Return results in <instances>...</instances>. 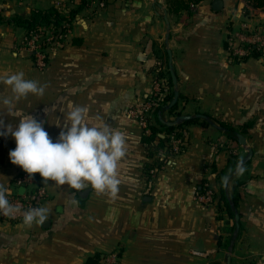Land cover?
<instances>
[{
	"label": "crops",
	"instance_id": "1",
	"mask_svg": "<svg viewBox=\"0 0 264 264\" xmlns=\"http://www.w3.org/2000/svg\"><path fill=\"white\" fill-rule=\"evenodd\" d=\"M214 1L203 0L190 13L170 17L178 111L207 114L246 136L253 157L243 175L236 176L233 170L229 188L232 192L233 183L242 182L237 209L243 262L264 264V59L256 55L236 59L228 51L229 39L242 21L264 24V8L245 0H222L217 9ZM242 1L245 6L240 11ZM163 3L0 0L6 19L29 17L34 10L54 5L66 13L78 10L64 45L52 50L44 69L33 64L22 45L25 29L14 22L0 23V78L22 71L26 79L47 84L42 97L29 94L15 102L13 113L0 103V122H4L0 131L31 115L44 122L55 142L64 125L62 109L72 101L87 106L94 123L106 122L126 137L117 198L97 194L90 187L77 191L49 181L44 203L49 214L43 225L27 227L0 219V264H86L100 254L99 264L115 250L121 253V264L225 263L227 251L220 239L224 244L232 237L231 217L219 198L203 204L195 196L206 180L219 194L215 168L221 169L229 159L240 161L247 149L226 129L192 122L184 126V150L162 165L155 163V171L148 175L146 169L154 158L143 142V128L128 114L132 104L153 92L156 79L168 81ZM11 95L10 87L0 83V100ZM164 117L175 118L168 112ZM15 148L11 136H0V183L4 185L24 171L10 161L9 152ZM73 197L78 204L71 203ZM240 246L235 245L234 257Z\"/></svg>",
	"mask_w": 264,
	"mask_h": 264
},
{
	"label": "clouds",
	"instance_id": "2",
	"mask_svg": "<svg viewBox=\"0 0 264 264\" xmlns=\"http://www.w3.org/2000/svg\"><path fill=\"white\" fill-rule=\"evenodd\" d=\"M0 83L11 89L12 95L0 100L9 113L14 112V103L21 98L29 94L42 97L47 88V84L38 80L26 79L22 71L0 78ZM62 112L64 125L55 142L45 130L44 122L34 116L25 115L18 123H8L7 131H0V136H11L16 142V148L9 152L11 163L20 166L29 177L39 173L44 185L53 181L57 187L67 185L77 191L90 187L97 194L117 198L120 164L126 155L125 134L106 122L94 123L87 106L68 101ZM56 125L61 126V122ZM0 127H4V122H0ZM160 158H164L162 154ZM244 172L240 161L234 174L240 176ZM232 174L230 170L229 175L222 177L224 186L228 185ZM9 195L11 190L0 183V214L15 218L20 209L9 201ZM71 203L78 204V201L73 197ZM48 214L47 207H30L23 212V224L27 227L43 225Z\"/></svg>",
	"mask_w": 264,
	"mask_h": 264
},
{
	"label": "built area",
	"instance_id": "3",
	"mask_svg": "<svg viewBox=\"0 0 264 264\" xmlns=\"http://www.w3.org/2000/svg\"><path fill=\"white\" fill-rule=\"evenodd\" d=\"M65 27L68 28L66 32H62V27L56 29L50 26L45 31L33 32L31 36H27L25 33L22 45L29 52L36 67L40 69L47 67L52 50L64 45L71 32L70 25L66 24ZM228 51L236 59H245L254 55L264 59V24H252L246 20L242 21L240 29L234 32L229 39ZM166 86L167 83L164 78L156 79L153 92L143 97L139 102L132 104L128 109V114L139 122L147 134L150 133V126L155 119V112L162 105L167 93ZM169 143L168 147L162 148L159 152V156L162 154L167 161L183 151L185 136L172 134ZM150 171L154 172L155 169L152 168ZM5 186L11 190V195L8 196L9 201L20 209L15 218L0 214V219L8 222H23V212L30 207L44 206L48 197L47 186L39 180L36 173L29 177L28 173L22 171L14 177L10 184ZM21 188H25L22 193L19 191ZM217 194L216 189L206 180L203 191L197 192L195 199L200 203L210 204L217 200ZM99 264H121V253L116 250L111 251L103 257Z\"/></svg>",
	"mask_w": 264,
	"mask_h": 264
},
{
	"label": "trees",
	"instance_id": "4",
	"mask_svg": "<svg viewBox=\"0 0 264 264\" xmlns=\"http://www.w3.org/2000/svg\"><path fill=\"white\" fill-rule=\"evenodd\" d=\"M166 1L170 15L179 16L182 11H191L192 3L199 4L203 0H166ZM245 1L248 4L252 5L253 7L264 8V0H245ZM77 11H78L77 9H72L70 13H66L60 6L54 5L45 10H34L29 17L15 16L11 19H6L0 12V23L7 21L14 22L25 29V33L27 36H31L33 32L45 31L50 26L52 28L55 27L56 29L62 27V32H66L68 28L67 27L64 28V25L66 24L70 25L72 28V23L76 17ZM168 75H169L168 81L166 82L167 93L164 97L162 105L158 108V110L155 112L154 115L157 123H154L153 121V123L150 126L149 134H147L145 131L143 132V142L148 146V155L151 158H154V163L148 166L146 169L148 175L151 174L150 170L155 166V163H159V165H162L167 161L166 157L163 159L160 158L161 156H159V152L162 148L168 147L170 145L169 143L170 136L172 134H177L178 136H185L184 126L192 122H201L203 124H209L206 120L194 119L190 121H185L184 123L178 126H169L159 119L158 112L161 110L163 111V116L166 112L174 115L175 118L183 114L182 110L178 111L179 108L178 102L172 108L166 109L167 104L173 99L175 93L174 82L170 72H168ZM221 125L224 126V128L226 129V133L230 138L236 141L238 140L237 130L235 127L225 122H221ZM161 134H164V136H161ZM182 150H184V146ZM238 162L239 160L237 159H229L227 164L224 165L221 169L215 168V171L217 172V178L220 184V193L217 194V197L219 198V202L224 204V207L227 209L230 217L234 219H235V210L233 209L231 202L227 197V192H230L231 198L237 207L239 202L237 191L239 186L242 185V182L236 180L233 183L232 192H231L229 188V183L232 179V175L230 176V180L227 186L223 185L222 177H224L225 175H229L230 170H232L233 172ZM205 182L206 181H204V183ZM203 185L201 187V191H203ZM230 241H231V237H228L223 244L221 238L220 245H223V247L227 248L230 244ZM99 259H100V254H97L93 257H90L87 260L86 264H97Z\"/></svg>",
	"mask_w": 264,
	"mask_h": 264
},
{
	"label": "water",
	"instance_id": "5",
	"mask_svg": "<svg viewBox=\"0 0 264 264\" xmlns=\"http://www.w3.org/2000/svg\"><path fill=\"white\" fill-rule=\"evenodd\" d=\"M155 3H157V0H155ZM223 6V1L222 0H215L214 1V7L219 9ZM245 6V1H242L240 4V8ZM243 10V9H242ZM164 19L166 21L167 24V28H166V43L168 45V53H169V65H170V72H171V76L173 79V82L175 84V93H174V97L173 99L170 101V103L167 104L166 109H170L172 108L179 100V89H178V77L174 68V64H173V52L171 50V48L169 47L170 44V37H171V21L169 18V15L167 13V9H165V13H164ZM158 116L159 119L166 123L169 126H178L182 123H184L185 121H190V120H194V119H203L206 120L208 123L214 125L215 127H217L218 129H225L224 126L219 125L217 122L213 121L211 119V117L207 114L204 113H196V114H181L179 116H177L176 118L172 119V120H167L165 119V117L163 116V111H159L158 112ZM238 137V141L241 145H243L246 149H247V154L245 155V157H243L240 161L243 162V166H245L253 157V149L248 145L247 142V138L245 135H243L242 133H238L237 134ZM239 161V162H240ZM25 190V188H21L19 191L22 193ZM227 197L229 198L231 205L233 207V209L235 210V224L236 227L234 229L233 235L231 237V241L228 247V252H227V261L226 264H232V253L234 250V245L235 242L237 240V237L239 235V232L241 230V223H240V213L235 205V203L233 202L232 198H231V194L230 192H227Z\"/></svg>",
	"mask_w": 264,
	"mask_h": 264
},
{
	"label": "rangeland",
	"instance_id": "6",
	"mask_svg": "<svg viewBox=\"0 0 264 264\" xmlns=\"http://www.w3.org/2000/svg\"><path fill=\"white\" fill-rule=\"evenodd\" d=\"M159 0H157V2H158ZM164 1V3H163V7H161L160 8V11H161V13L164 15V13H165V9H167V13H168V15H169V18L170 17H174V16H170V12H169V10H168V5H167V1L166 0H163ZM158 5L159 4H157V7H158ZM166 5V6H165ZM197 6V4H191V10L192 9H194L195 7ZM242 9H243V7H241L240 8V11H242ZM189 12V11H188ZM190 13V12H189ZM178 16H176V18H177ZM175 19V18H174ZM170 21H171V19H170ZM239 211V210H238ZM231 219V231H230V236H232L233 235V232H234V229H235V227H236V224H235V219L234 218H230ZM240 223H241V230H240V232H239V235H238V237H237V240H236V242H235V245L239 242V245H241L240 247H239V249H238V252H237V254H236V256L234 257L233 256V253H232V264H245L244 262H243V252H242V243H243V241H242V220H241V218H240ZM235 245H234V249H235ZM229 247V246H228ZM228 247L226 248V247H224V250L225 251H227L228 252ZM233 252H234V250H233ZM224 261H225V263L224 264H226V261H227V258H225L224 259Z\"/></svg>",
	"mask_w": 264,
	"mask_h": 264
}]
</instances>
